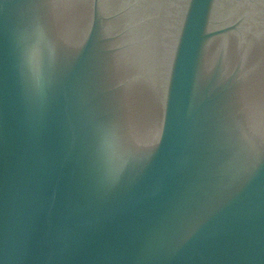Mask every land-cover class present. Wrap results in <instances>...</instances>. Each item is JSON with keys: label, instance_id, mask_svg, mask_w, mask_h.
Wrapping results in <instances>:
<instances>
[{"label": "water", "instance_id": "obj_1", "mask_svg": "<svg viewBox=\"0 0 264 264\" xmlns=\"http://www.w3.org/2000/svg\"><path fill=\"white\" fill-rule=\"evenodd\" d=\"M0 264H264V0H0Z\"/></svg>", "mask_w": 264, "mask_h": 264}, {"label": "clouds", "instance_id": "obj_2", "mask_svg": "<svg viewBox=\"0 0 264 264\" xmlns=\"http://www.w3.org/2000/svg\"><path fill=\"white\" fill-rule=\"evenodd\" d=\"M43 39H44L43 32L39 28H37L35 31L33 43L29 50L30 57L34 59L37 64L39 63V60L42 56L40 45Z\"/></svg>", "mask_w": 264, "mask_h": 264}]
</instances>
